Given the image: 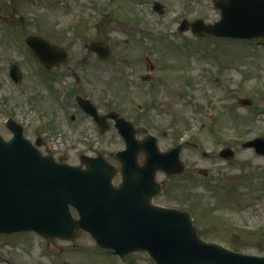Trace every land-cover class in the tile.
<instances>
[{
  "label": "rangeland",
  "instance_id": "1",
  "mask_svg": "<svg viewBox=\"0 0 264 264\" xmlns=\"http://www.w3.org/2000/svg\"><path fill=\"white\" fill-rule=\"evenodd\" d=\"M215 1L0 0V127L9 139L5 122L17 120L28 138L46 140L45 154L72 164L82 153L114 159L124 140L113 125L102 134L77 108L82 95L103 113L117 110L146 127L163 150L188 143L185 174L160 172L165 192L155 202L191 212L205 240L264 255V156L242 146L264 137V38L180 32L184 20L219 21ZM30 35L68 50L52 78L27 46ZM100 41L111 47L106 60L89 50ZM14 62L23 74L18 84L9 75ZM147 74L152 79L143 81ZM225 148L236 155L222 158ZM0 264L156 263L145 253L119 257L87 232L72 241L22 232L0 236Z\"/></svg>",
  "mask_w": 264,
  "mask_h": 264
},
{
  "label": "water",
  "instance_id": "2",
  "mask_svg": "<svg viewBox=\"0 0 264 264\" xmlns=\"http://www.w3.org/2000/svg\"><path fill=\"white\" fill-rule=\"evenodd\" d=\"M215 7L222 12L220 21L207 25L203 20L192 24L185 20L180 31L191 27L199 36L208 33L237 39L264 37V0H217ZM163 8L155 2L156 11L162 13ZM27 43L47 66L69 58L65 48L42 37L29 36ZM89 50L102 59L111 53L108 44L101 41L92 43ZM10 75L19 83L22 75L17 64H12ZM78 102L102 131L107 129V118L116 119L127 142L126 149L116 154L120 164L103 154L82 156L86 167L58 162L43 154L41 140L34 144L26 138L24 127L9 119L6 126L13 137L7 140L0 129V233L35 231L44 237L72 240L84 230L103 248L120 255L143 251L157 264H264V256L235 252L202 239L189 212L152 203L155 196L163 193V184L157 180L159 171L169 176L185 172L186 165L181 160L184 145L163 151L152 135L140 142L132 122L119 113L101 115L95 104L82 96ZM244 146L255 147L264 155V138ZM221 155L230 158L235 152L225 149ZM200 173L207 175L203 169ZM119 174L122 183L117 185L114 179ZM72 208L79 218H75Z\"/></svg>",
  "mask_w": 264,
  "mask_h": 264
},
{
  "label": "flooded vegetation",
  "instance_id": "3",
  "mask_svg": "<svg viewBox=\"0 0 264 264\" xmlns=\"http://www.w3.org/2000/svg\"><path fill=\"white\" fill-rule=\"evenodd\" d=\"M52 67H48V69H46L45 71L47 72V74H48V76H49V78H52V77H50V76H54L53 74L54 73H51V69ZM75 75V77H76V79L77 80H79V77L77 76V74L75 73L74 74ZM76 98H77V96H76ZM70 106H72V104H70ZM77 108H80L79 106L77 107ZM72 116H71V119L74 121V123H76V119L78 118L77 116H76V114H71ZM94 122V121H93ZM95 123V122H94ZM111 123H112V125L114 126V122L113 121H111ZM96 124V123H95ZM96 126H97V124H96ZM137 127H143V126H139V125H137ZM97 128H98V126H97ZM140 132H143V133H141L140 135H139V137L140 138H143L144 136H145V134H146V131L145 130H143V131H140ZM44 143H45V140H42Z\"/></svg>",
  "mask_w": 264,
  "mask_h": 264
}]
</instances>
